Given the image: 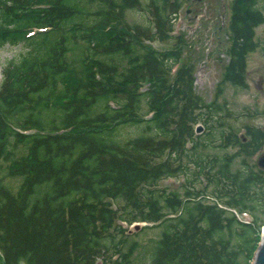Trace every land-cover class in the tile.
Returning a JSON list of instances; mask_svg holds the SVG:
<instances>
[{
	"label": "trees",
	"instance_id": "obj_1",
	"mask_svg": "<svg viewBox=\"0 0 264 264\" xmlns=\"http://www.w3.org/2000/svg\"><path fill=\"white\" fill-rule=\"evenodd\" d=\"M187 1L0 0V47L23 48L0 85V163L20 178L16 191L0 179V264H130L136 244L123 250V224L134 222L163 226L147 264L252 263L264 172L251 158L264 130L246 124L241 139L218 97L226 84L245 88L260 0H231L227 61L208 104L182 63L185 35H171ZM131 10L147 22L129 24ZM170 40L176 47L150 46ZM78 45L86 54L75 68L67 58ZM126 126L133 137L119 134ZM176 177L182 194L160 186Z\"/></svg>",
	"mask_w": 264,
	"mask_h": 264
},
{
	"label": "rangeland",
	"instance_id": "obj_2",
	"mask_svg": "<svg viewBox=\"0 0 264 264\" xmlns=\"http://www.w3.org/2000/svg\"><path fill=\"white\" fill-rule=\"evenodd\" d=\"M144 0H141L143 3ZM231 0H189L182 5L177 12L175 21L173 20V35L184 33V44L182 47V63H190L194 69V90L196 95L203 100L204 103H211L215 97L216 85L221 80V74L227 60L225 34L230 16L229 5ZM263 13L264 19V0H260L258 4ZM126 20L129 24L143 25L148 20V15L142 10H131L126 14ZM264 21V20H263ZM254 42L256 47L253 52L249 53L246 59V69L244 73L245 88H232L226 84L223 93L219 96V104H225L229 110L223 121L226 127L233 128L243 135L242 128L248 125L264 130V22L255 28ZM175 40H170L165 44L155 42L150 45L152 48L166 50L176 47ZM148 44V43H146ZM149 45V44H148ZM23 51L21 46H10L8 44L0 47V85L2 82L1 71L3 65L13 58H17ZM86 51L81 45L73 46L68 54L67 62L72 67H79V60L85 56ZM229 114V116H228ZM205 128L202 125V131L198 134L205 135ZM121 137H133L136 129L133 126L121 127L119 130ZM10 151H14V157L25 154V148L18 146L15 150L9 147ZM210 155H222L223 153L214 148L209 151ZM234 152L233 149L228 153ZM253 158V160H255ZM252 161V160H251ZM253 163V162H252ZM0 179L2 183L16 191L19 187L20 178H12L6 175L7 162L0 163ZM238 164L236 163V166ZM185 178H172L161 182L160 186L165 187L169 191L176 190L183 193L185 190ZM205 184V182H201ZM264 218V216H261ZM243 221H250V216H240ZM124 228L127 226L124 225ZM144 227V228H143ZM163 229L159 226H143L132 225L127 228L125 237L126 243L122 245L123 250L135 243L136 249L131 256L130 264H147L149 252L154 241L161 235ZM119 236L115 239L118 241ZM121 247V245H120ZM96 264H102L99 259Z\"/></svg>",
	"mask_w": 264,
	"mask_h": 264
},
{
	"label": "water",
	"instance_id": "obj_3",
	"mask_svg": "<svg viewBox=\"0 0 264 264\" xmlns=\"http://www.w3.org/2000/svg\"><path fill=\"white\" fill-rule=\"evenodd\" d=\"M197 130H200V127L197 128ZM258 169L264 170V151L260 156H258V159L256 160ZM260 243L258 247L255 250L252 264H264V233L262 234V237L260 239Z\"/></svg>",
	"mask_w": 264,
	"mask_h": 264
}]
</instances>
